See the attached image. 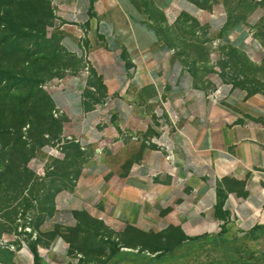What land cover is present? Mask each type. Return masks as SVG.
I'll return each instance as SVG.
<instances>
[{
    "label": "crops",
    "instance_id": "crops-1",
    "mask_svg": "<svg viewBox=\"0 0 264 264\" xmlns=\"http://www.w3.org/2000/svg\"><path fill=\"white\" fill-rule=\"evenodd\" d=\"M150 2L169 24L187 15L218 43L262 63L254 25L264 17V1L246 23L231 24L221 6ZM54 12L62 47L85 66L53 84L49 97L67 119L65 134L88 159L76 186L56 194L40 224L41 233L55 235L37 245L39 261L3 237L0 264H82L68 235L83 215L103 222L120 242L111 264H175L168 255L152 261L160 253L136 242L137 233L148 241L172 232L182 239L234 237L264 254V93L222 82L212 91L198 86L138 0H56ZM91 72L101 94L89 83ZM89 91L98 99L87 110ZM172 112L180 115L178 130L160 132L156 114L170 124ZM160 146L173 148L171 161Z\"/></svg>",
    "mask_w": 264,
    "mask_h": 264
},
{
    "label": "rangeland",
    "instance_id": "rangeland-1",
    "mask_svg": "<svg viewBox=\"0 0 264 264\" xmlns=\"http://www.w3.org/2000/svg\"><path fill=\"white\" fill-rule=\"evenodd\" d=\"M263 1L199 0L200 3H205L209 9L207 11L216 6L223 7L231 23H246L262 6ZM138 2L145 15L156 25L162 39L181 55L188 70L196 75L194 81L198 86L212 91L218 82H222L242 88L249 94L264 93V51L262 63L258 65L243 52L218 43L198 21L199 26L191 20H181L171 25L166 21L164 13L150 0ZM29 3L30 1L26 0L23 8L27 9ZM50 10L51 15L43 8L37 18L32 20L23 13L22 20H16L18 30L14 35L6 33L3 26L0 28V37L3 34L11 41L10 44H0V69L9 73V97L12 98L11 105L16 114L23 110L32 116L34 114L32 103H41L38 102L41 100L39 91L49 95L50 87L59 79L85 66L84 60L75 58L61 45L63 33L61 23L55 16L52 0ZM254 29L264 50V17L254 25ZM59 45L67 54L56 51ZM54 54L55 60L52 64H47L50 60L48 56ZM6 82L8 79L4 80L2 86H5ZM97 82L96 79H91L89 83L99 89ZM86 97L90 98L88 104H91L92 99H98L97 94L91 91ZM51 113L61 126V131L56 137L45 134V145L35 151L29 162L30 169L43 180L32 181L24 190L19 181L18 171L14 169L11 176L2 177L0 181V229L4 232L0 238L4 237L11 243L24 241L27 236H30L29 240L32 241L38 238L42 243L46 242L48 234L41 233L39 227L47 216L46 213H51L53 208L54 193L50 190V185L62 186L63 190L73 189L88 159L82 149L79 151L75 147L77 145L75 140L65 134L66 117L59 113L56 116L54 110ZM26 129L28 126L23 128V132ZM15 157L19 158V154ZM63 173L67 175L62 177ZM49 174L51 175L46 177ZM52 180H55L53 184ZM29 191L35 193L39 199L38 203L42 198H46L48 212H39L36 201L34 208L28 212L18 209L17 206L23 196H27ZM6 199L10 200V203H7L8 208L3 204ZM14 208L18 209L15 217L12 215L13 212H10ZM104 227L103 222L90 216L80 217V225L68 235L70 252L80 256V263L111 264L119 251L120 242ZM136 242L150 252L159 250L160 255H155L157 257L168 255L175 264H264V254L252 253L250 249L244 247L245 241L234 237L190 240L182 239L176 232H172L166 235L165 239L153 238L148 241L138 238ZM157 257L151 258L152 261H156Z\"/></svg>",
    "mask_w": 264,
    "mask_h": 264
},
{
    "label": "trees",
    "instance_id": "trees-1",
    "mask_svg": "<svg viewBox=\"0 0 264 264\" xmlns=\"http://www.w3.org/2000/svg\"><path fill=\"white\" fill-rule=\"evenodd\" d=\"M26 0H0V28L3 26V29L6 33H10L14 35L17 32V22L16 20H22L23 13L27 16L28 19H36L39 12L44 8V11L52 14L50 10V0H28L29 6L27 9L23 8ZM193 4L199 7V9L209 10L205 3H200L199 0H189ZM38 9V10H37ZM181 20H191L199 26L197 20L190 18L187 15L180 14L178 22ZM165 21V19H164ZM228 24H231L228 17ZM1 33V32H0ZM165 42V41H164ZM10 44V38L6 37L2 34L0 37V44ZM166 43V42H165ZM60 44V43H59ZM167 44V43H166ZM56 51L58 53L67 52L59 45L56 47ZM180 57L181 55L178 54ZM47 57V56H45ZM50 60H48L47 64H52L53 60H55L54 56H48ZM185 64V63H184ZM193 77L196 80V75L194 73ZM91 79H96L99 84V89H102V85L100 80L95 76L93 72H91ZM9 73L7 71H3L0 69V181L2 177L11 176L13 174L14 169L18 171V177L20 184L23 189L28 187L29 183L32 181H36V179L43 180L42 178H38L36 174L30 169L29 162L33 158L35 151L45 145L46 140L44 139L45 134L52 135L56 137L61 131V126L57 123V121L53 118L51 113L54 110L53 105L51 103V99L48 94L45 92L39 91L41 93V102L40 104H36V102L32 103L34 114L31 116L25 113L23 110L16 114V110L14 111L12 103V98L9 97L10 86H9ZM5 79H8L5 86H2V83ZM90 79V80H91ZM237 86V85H236ZM32 93V92H31ZM30 93V94H31ZM87 96V93H86ZM95 100V99H92ZM86 109H92V105L86 103ZM28 126V129L23 132V128ZM77 143V142H76ZM79 151L81 150L80 145L77 143L75 145ZM16 154H19V158L15 157ZM18 162V164H16ZM46 175L47 176H50ZM54 175H57V173ZM67 175L63 173L61 176L64 177ZM52 184L55 180L51 181ZM41 184V183H40ZM39 184V186H40ZM54 185H50V190L54 193V198L57 193L63 191L62 186L55 187ZM49 195V194H48ZM37 196L35 193L30 192L27 193V196H23L22 201L17 206L19 210L22 212H28L32 208H34V201L38 203ZM1 202V198H0ZM6 207L8 208V204L10 203L9 199L4 200ZM46 198H42L39 203V212H48ZM1 204V203H0ZM4 206V205H3ZM4 206V208H6ZM18 209H12L10 212H13V217L16 216ZM54 207L51 209V213L53 212ZM51 213H46V215H50ZM3 230L0 229V237L3 234ZM55 232L48 234L46 236V242L42 243L38 238L36 241L29 240L30 236L24 241H19L16 243H12L16 248L22 247V245H26L34 254L36 263L39 261V255L37 251V245L44 244L47 245L48 242L54 237ZM19 236V235H18ZM142 234L135 235V238H143ZM154 238H163V236H155ZM190 240H194V238H190ZM159 251V250H157ZM160 255V254H158ZM157 257V256H156ZM160 257H157L156 260H160Z\"/></svg>",
    "mask_w": 264,
    "mask_h": 264
},
{
    "label": "built area",
    "instance_id": "built-area-1",
    "mask_svg": "<svg viewBox=\"0 0 264 264\" xmlns=\"http://www.w3.org/2000/svg\"><path fill=\"white\" fill-rule=\"evenodd\" d=\"M52 5L53 7L56 6V0H52ZM54 114L57 116L58 112L54 110ZM158 117V123H159V131L160 132H170L171 130H178L179 122H180V115L178 112H172L168 113L169 119H170V124H167L164 122L162 116L160 114H156ZM160 148L164 154H165V159L168 161H171L173 159V148L168 147V146H160ZM174 175V174H173Z\"/></svg>",
    "mask_w": 264,
    "mask_h": 264
}]
</instances>
